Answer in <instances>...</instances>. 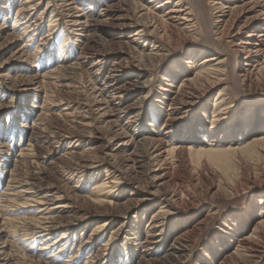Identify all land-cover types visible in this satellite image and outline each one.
Segmentation results:
<instances>
[{"label":"rangeland","instance_id":"374dc122","mask_svg":"<svg viewBox=\"0 0 264 264\" xmlns=\"http://www.w3.org/2000/svg\"><path fill=\"white\" fill-rule=\"evenodd\" d=\"M68 1L88 30L65 20ZM202 1L205 21L194 9L179 12L194 20L186 28L161 18L174 0H153L145 30L133 34L139 24L94 23L108 3L137 17L130 0H0V264H264V142L255 140L264 134V40L247 74L232 71L246 55L238 36L264 32V13L242 0ZM219 4L230 13L215 18ZM17 7L33 29L14 24ZM225 54L231 64L217 62ZM57 64L65 69L47 70ZM113 82L123 91L105 106L97 95ZM34 135L39 149L24 154ZM142 135L183 149L165 154L160 168L135 147ZM132 149L134 163L124 160ZM105 160L122 170L121 188L100 186L110 176ZM162 193L172 199L167 209ZM43 201L56 225H69L67 237L57 226L27 233ZM158 206L162 235L150 223ZM103 218L104 229L90 233Z\"/></svg>","mask_w":264,"mask_h":264},{"label":"bare ground","instance_id":"6f19581e","mask_svg":"<svg viewBox=\"0 0 264 264\" xmlns=\"http://www.w3.org/2000/svg\"><path fill=\"white\" fill-rule=\"evenodd\" d=\"M30 1V0H29ZM153 0H130V2L134 5V7L137 9V12L139 13L137 17H133V19H130V18H126L124 17V15L122 13H119L117 12L119 9L117 7H114L113 8V11H110V5H114L115 6V3H108L106 4L107 6V11H105V13H103V15H97V17H99L98 19L96 18L95 16V20H98V21H95L94 23L96 22H104V21H107L108 20H117L119 23L121 24H127V23H133L134 25H137L139 24L141 27L140 29H137L133 34H138L140 32H142L143 30H145L146 28V22H145V17H143V14H147L149 11H152L150 9L151 5L150 3L152 2ZM264 1V0H263ZM156 2V1H155ZM175 2V6L174 7H171L170 9H167V11L165 12V15L164 17L161 16V18L163 20H168V22H170L171 19L173 20H177L175 21L174 23L178 26H182V27H189V26H193L194 25V20L192 18L189 19V21H180L182 18V15L180 16V13L179 12H182L184 14H192V10H196L198 16H199V19L205 21L206 18H207V15H206V6L204 4V2L202 0H174ZM216 2H220V1H216ZM243 4H246L249 9L251 8H256L257 7H261L259 8V12L257 14H261V13H264V4H261L258 0H242L241 1ZM162 2L158 1V4H162ZM68 8L66 7V10L68 12L67 16H72L70 19L67 17L65 20L66 21H71V25H75L77 27L78 30H81V31H85V30H88L87 29V25L88 24H91L88 22L87 24V21L83 20V18L80 16L79 13H76L75 12V6L73 4H71V2H66ZM224 6H222L221 4L219 5H216L214 8H216L217 10V14L215 13V18H222L226 15H228L227 13H230L229 12H226L225 9H223ZM231 7V6H230ZM233 7V6H232ZM106 9V8H105ZM229 9V8H228ZM232 9V8H230ZM109 10V11H108ZM17 11L19 12L17 14V16L15 17V20H14V24H23L22 28L24 29L23 31H29L31 29H33V21H30L28 20V18H26L25 16V13H23V8H19L17 7ZM215 11V12H216ZM185 16V15H183ZM187 17V16H186ZM209 18V21H211L210 17ZM180 19V20H179ZM192 19V20H191ZM227 19V18H226ZM225 20V19H224ZM152 21V20H151ZM164 21V23H165ZM208 21V22H209ZM167 23V22H166ZM172 23V24H174ZM184 23V24H183ZM151 24V23H150ZM153 24V23H152ZM155 24V23H154ZM183 24V25H182ZM1 25V23H0ZM167 25V24H166ZM154 27V26H153ZM21 28V29H22ZM222 33V32H221ZM238 30L237 31H234L230 28H227L226 31H225V35L231 37V38H234L238 35ZM223 34V33H222ZM252 35L254 36V39L252 38ZM9 36H12L9 34ZM83 36L85 38V40L87 38H89V34L88 32L86 31L85 33H83ZM218 37V36H217ZM217 37H212L211 36V40L215 41L217 40ZM8 38V36L6 37ZM240 39V41H239ZM263 40H264V32H263V28H258V29H248L247 33L241 36H238V42L236 43H244V46L245 47V52H246V55H244V58H243V61L241 62H237L234 60V65H233V68H232V71L235 73V74H247L246 72L248 71L249 69V66L251 65V62L253 61V59L255 58L254 54H253V51H256L257 48H254L255 46H259L262 45L263 43ZM215 43V42H214ZM243 46V47H244ZM262 48V47H261ZM259 49V48H258ZM260 51V49H259ZM258 52V51H257ZM226 60V63H229L231 64L230 62H232L231 60V56L230 54H225L223 57L219 58L217 60V62H221V61H224ZM216 62V63H217ZM257 62V61H256ZM60 64H57L53 67H50L48 68L47 70L48 71H53L54 73L58 72L60 69L64 68L65 65L62 66V68H60ZM253 68V67H252ZM65 69V68H64ZM212 69L216 70L218 69V66H214ZM250 70V69H249ZM242 72V73H240ZM53 73V74H54ZM48 74V72H47ZM60 73L57 74V76L59 77ZM197 75V73L195 74V76ZM61 76V75H60ZM247 76V75H246ZM57 77V78H58ZM113 78H116V76H112ZM192 77H188V76H184L182 78V81L184 82H187V80H191ZM182 84V82H181ZM107 87H109V89H111L110 93H107L105 94L104 91H106V88H104V90L101 91V93H98V99L101 100V102H103L106 106V102L107 100L111 101L112 105H115L117 103V101L119 100V97L120 95L122 94V91H123V87L122 85H119L117 84L116 82H113V83H110L107 85ZM176 91H174L175 93ZM105 98L107 100H105ZM174 100L171 102V104L168 106L169 109H172L174 107V104L178 103L177 100V93L172 97ZM177 98V99H176ZM133 102H131L129 105H126V107H132ZM129 121V120H127ZM143 136V135H142ZM38 137L40 136H33L32 138H30V141L28 142L29 146H24L23 148H20V149H25V151L23 152L24 154L27 153L28 151L29 152H33L34 149H39V146L37 145V139H39ZM45 137V136H44ZM43 138V137H42ZM49 138V137H48ZM141 139V142L136 146H141L143 148V150H139L141 148H138L137 150H139V152L141 151V154L143 153L145 155H148V158L151 157L153 158L160 166L161 168V165L164 167L163 163H160L161 159L164 158V155L167 154L168 152H174L177 150H182L183 147L182 145L181 146H178V145H174V146H171L169 147L168 149L166 148H163L162 146V141H161V137H156V136H149V135H144L143 137L140 138ZM45 139H43L44 141ZM255 140L257 142L259 141H262L264 142V134H261L260 135V138H255ZM46 141V140H45ZM39 142V141H38ZM44 143V142H42ZM47 143V142H46ZM40 144V143H39ZM30 147V148H29ZM134 148V147H132ZM202 150V149H201ZM135 149H132L131 152H129V155H127V158L125 156V159H131L132 163L134 162H137L139 161V159H135V158H138V157H134V154H135ZM28 152V153H29ZM137 152V151H136ZM137 152V153H139ZM35 153V152H34ZM70 153V152H69ZM23 154V155H24ZM140 154V153H139ZM137 155V154H136ZM28 156V155H27ZM35 156V155H33ZM29 157L31 158V156L29 155ZM124 158V157H122ZM140 158V157H139ZM25 159V158H24ZM33 159V158H32ZM107 161V160H105ZM28 163V162H27ZM31 163V161H30ZM91 163V162H90ZM132 163H128L130 166L128 167H133ZM107 164L109 166V173H110V176L107 180L103 181L100 186H102V188L104 187H107L109 186L108 188L112 189L113 187H122V184H120V175L122 173V170L115 164L114 161L111 162L110 161H107ZM154 165V164H153ZM123 166V165H122ZM151 168V167H150ZM165 168V167H164ZM163 169V168H162ZM129 170V169H128ZM148 171V169L146 170ZM126 172V171H125ZM159 175V174H158ZM123 176V175H122ZM20 183V182H19ZM114 190V189H113ZM34 191V190H33ZM102 192V191H101ZM109 192V191H108ZM160 198L164 201L165 203V206H166V209H167V206H170L171 204V198L170 197H167L166 196V193H162L160 195ZM2 199V198H1ZM9 199V198H8ZM3 200V199H2ZM39 201V200H38ZM37 202V200H36ZM41 202V201H40ZM96 202H98L99 204H111L113 201L112 200H107V198L105 197H99L96 199ZM27 203V202H26ZM42 203H45L46 205H44L42 208H41V216H39L38 218H35L34 219V222L32 223L33 225H31V220L27 222L26 225V229H27V233H30L31 236L32 235H35L37 234L36 236L38 237H41L42 235H45V232L47 231L49 233V229L52 230L53 228L54 229H57V228H60V232L62 233L60 236L61 238L63 237H67V232H68V229H69V225H56L53 220H51V215L47 214L49 213L50 211V205L48 204V202L46 201H43ZM115 204V203H114ZM64 206H66L65 203H57L56 205H54V207H57V208H63ZM53 207V206H52ZM53 207V208H54ZM7 208V207H6ZM32 208V207H31ZM52 208V209H53ZM262 208H264V206H262ZM51 209V210H52ZM156 209V210H155ZM154 209V212H153V216L154 217L153 219L154 220H151L150 223L151 224V227H153V230H155L156 233H159V235H162L163 232H164V226L162 227L161 224H159L158 222L160 221V217L161 216V213L166 210V209H162L161 206H158L157 208ZM163 214V213H162ZM53 216V215H52ZM22 218V217H21ZM50 218V220H49ZM110 218V217H109ZM157 218V219H156ZM32 219V218H31ZM164 219V218H163ZM110 219H102V220H97V222L92 226L91 228V231L90 233L92 232H101L104 227L106 226V224H108V221ZM260 220L264 221V216H261L260 219L257 220V222H259ZM59 222V221H58ZM25 223V221H24ZM161 223V222H160ZM57 226V228H56ZM157 226H161V231L157 229ZM158 227V228H159ZM259 227V225H256L254 228L257 229ZM53 229V230H54ZM117 231V228H113L111 230V233H113V237L117 236L119 233L116 232ZM163 231V232H162ZM116 232V233H115ZM51 233V232H50ZM149 234V233H148ZM147 234V235H148ZM35 236V237H36ZM33 237V236H32ZM118 237V236H117ZM245 238H247V236H241L238 238V241L242 240L243 243H242V248H245L244 247V244H245ZM152 239L150 240H144V241H151ZM245 240V241H244ZM248 241V240H247ZM239 244V243H238ZM237 244V245H238ZM241 245V244H239ZM44 247V246H42ZM46 248V247H45ZM175 251L174 249H171V251H165V255L166 256H171V255H174L172 254V252ZM256 251V249H250V248H247L246 246V249H245V252L249 253L250 255H253L254 252ZM179 253V252H178ZM238 254V253H237ZM248 254V255H249ZM179 255V254H178ZM89 256V255H88ZM254 256V255H253ZM140 257H142V255H140ZM91 260V259H89ZM1 263V262H0ZM88 263V262H87ZM68 264V263H67ZM92 264V263H90Z\"/></svg>","mask_w":264,"mask_h":264}]
</instances>
